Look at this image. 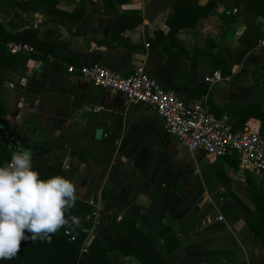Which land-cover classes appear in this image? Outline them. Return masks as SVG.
<instances>
[{"label": "crops", "instance_id": "crops-1", "mask_svg": "<svg viewBox=\"0 0 264 264\" xmlns=\"http://www.w3.org/2000/svg\"><path fill=\"white\" fill-rule=\"evenodd\" d=\"M207 1L199 0L198 4ZM145 3L143 0L124 3L56 0L55 5L48 6L45 0L10 1L7 4L10 15L0 13L5 29L14 32L32 28L39 39L54 42L63 56L61 60L55 59V66L51 63L52 56L19 52L7 65H1L0 74L5 80L0 85L4 116L10 117L16 110L20 112L17 117H21L18 122L31 115L39 127L45 126L46 137L55 143H50L48 152L38 149L35 155L61 162L65 177L74 183L76 197L92 204L97 212L108 214L109 219L120 218L125 212L134 216L139 230L151 237L165 264H264V250L249 231L242 213L231 210L234 200L226 193L224 182L229 178L231 189L249 204L245 197L244 169L257 177L258 188L264 187L261 171L233 156L213 158L185 147L169 146L161 137L167 134L162 120L151 107L129 102L117 91L97 87L89 79L66 71L70 64L100 63L127 75L142 64L150 76L179 97L188 101L205 98L211 111L219 118L226 116L234 130L259 133L257 115L264 111V44L261 43L264 16L246 20V12L236 14V9H232L236 19L224 22V5L217 2L193 28L177 32L182 48L168 47L153 38V32L155 29L167 32L165 18L170 4L165 12L149 21L145 18ZM136 7L142 8V21L120 34L141 44L138 48L125 45L112 48L96 43L112 37L115 12ZM80 13V20L72 22L70 16ZM9 19L16 26L9 27ZM147 38L152 39L151 45ZM214 70L228 80L208 81L207 75ZM85 106H98L99 110L87 111L78 120ZM108 114L120 118L122 132L105 170L71 156L66 146L55 139L68 125H75L79 135L73 140L88 143L93 125L95 129L102 128V135L108 129ZM170 137L172 142L178 141L173 135ZM56 141L63 148L56 146ZM236 159L239 162L235 166ZM164 216L182 223L176 232L179 245L171 254L163 240L169 229L161 222ZM99 220L96 213L93 229L86 236L87 245L95 235L105 240V227ZM114 261L140 264L127 255Z\"/></svg>", "mask_w": 264, "mask_h": 264}, {"label": "trees", "instance_id": "trees-1", "mask_svg": "<svg viewBox=\"0 0 264 264\" xmlns=\"http://www.w3.org/2000/svg\"><path fill=\"white\" fill-rule=\"evenodd\" d=\"M12 0H0V13L10 15L7 4ZM32 1V0H30ZM126 0H119L124 3ZM199 0H168L170 12L165 18V25L168 27L167 32L155 29L153 35L157 41L163 42L168 47L182 46L177 39V32L182 28H193L200 17L209 14L217 2L224 5L223 21H233L236 15L231 14L232 9H236V14L246 12V20H251L258 15L264 16V0H208L205 4H198ZM47 5H55L56 0H45ZM142 8L136 7L122 12H115L112 24V37L96 41L99 45H106L112 48L125 45L130 48H138L141 44L131 42L127 37L120 33L126 28H132L139 24L143 19ZM82 13L76 17H71L72 22L80 20ZM8 26L13 27L12 19L8 20ZM16 41L27 43L32 46L31 56H52L51 63L56 66V58L62 59V52L52 41H44L37 37L36 30L32 28H23L20 31L11 32L5 29L0 22V69L1 65L10 62L18 53H10L5 43ZM108 41H117L109 43ZM146 42L151 45L152 39L147 38ZM7 65V64H6ZM82 65L76 63V67ZM3 78L0 74V85ZM264 85V78L262 79ZM4 106L0 99V118L4 116ZM110 125L104 131L101 138H94L95 125L92 126L90 139L88 143L75 142L78 132L75 125H68L56 136L59 142L64 144L71 156L80 161H88L101 169L105 170L111 163L112 154L116 149V142L119 139L122 129L121 120L114 114H108ZM106 116V117H107ZM260 120L259 133L264 138V111L257 115ZM76 123H79L76 121ZM232 127V126H231ZM233 129V128H232ZM15 134L18 138L27 136L25 146L33 152L38 149H44L46 152L51 149L52 139L46 137V127H39L38 121L34 116L28 115L22 118L17 126ZM16 148L7 146L0 139V164L10 161L12 151ZM33 149V150H32ZM233 156L236 155H224ZM222 158V157H216ZM239 160L236 159L235 166ZM32 167L38 171L42 178L59 174L66 176V171L62 168L61 162L50 161L46 155L32 154ZM264 177V171H261ZM229 178L224 181L226 193L231 194L234 204L231 206L232 211H240L246 221L249 231L256 237L264 250V187L258 188L257 177L249 170L244 169L245 197L250 204H246L230 187ZM100 216L99 223L105 227V240L95 235L85 250L81 249L82 243L88 234V229L93 225L95 214ZM75 215L79 218L78 225H69L61 227L55 233L50 234V240L36 239L35 241L22 240L20 250L16 256L10 260H0V264H118L114 261L113 256L116 251L121 252L122 256H132L140 264H165L164 258L156 248L153 240L148 235L139 230L136 219L130 213L125 212L120 218L108 214L97 212L92 204H89L76 197L75 205L70 208L65 216ZM107 224L105 225V223ZM164 226H168V231L164 234L163 240L166 244L168 253H174L179 245L176 232L182 226L177 220L164 216L161 220ZM75 233L74 240H70L65 230Z\"/></svg>", "mask_w": 264, "mask_h": 264}, {"label": "built area", "instance_id": "built-area-1", "mask_svg": "<svg viewBox=\"0 0 264 264\" xmlns=\"http://www.w3.org/2000/svg\"><path fill=\"white\" fill-rule=\"evenodd\" d=\"M164 3L167 5L169 2L164 0ZM261 43L264 44V41ZM4 45L10 53L33 51L27 43L8 41ZM66 71L89 79L97 87L117 91L129 102L148 105L161 118L164 131L173 135L187 150L199 151L213 158L234 154L241 161L252 164L256 170L264 171V138L260 133L232 129L229 119L226 116L217 117L205 98L188 101L179 97L150 76L142 64L136 65L127 75L100 63L78 67L70 64ZM206 78L210 82L228 80L218 70L212 71ZM84 108L92 113L99 110L98 106ZM217 218L221 219V216ZM87 231L90 235L91 228ZM65 234L70 240L76 237L68 229ZM85 241L86 238L82 250H85Z\"/></svg>", "mask_w": 264, "mask_h": 264}, {"label": "clouds", "instance_id": "clouds-1", "mask_svg": "<svg viewBox=\"0 0 264 264\" xmlns=\"http://www.w3.org/2000/svg\"><path fill=\"white\" fill-rule=\"evenodd\" d=\"M75 201L71 179L42 178L32 167L31 150L17 145L10 161L0 164V260L15 257L22 240H50L61 227L78 225L77 216H65Z\"/></svg>", "mask_w": 264, "mask_h": 264}, {"label": "water", "instance_id": "water-1", "mask_svg": "<svg viewBox=\"0 0 264 264\" xmlns=\"http://www.w3.org/2000/svg\"><path fill=\"white\" fill-rule=\"evenodd\" d=\"M166 7H167L166 3H164L161 0H148L144 6L145 18L149 21H152L160 13L165 12ZM87 113L88 112L86 110H81L77 116L78 120H82L87 115ZM101 136H102V128H96L94 131V137L96 139H99L101 138ZM0 139L7 146H13L16 148V146L20 144L18 136L12 131V129L9 126L4 125L1 121H0Z\"/></svg>", "mask_w": 264, "mask_h": 264}, {"label": "rangeland", "instance_id": "rangeland-1", "mask_svg": "<svg viewBox=\"0 0 264 264\" xmlns=\"http://www.w3.org/2000/svg\"><path fill=\"white\" fill-rule=\"evenodd\" d=\"M143 1H148V0H143ZM3 82H5V80H3L2 81V83ZM18 113H20V112H17L16 110H14L13 112H12V115L10 116V117H5V116H2L1 118H0V120L1 121H3V122H5V124H7V125H9L11 128H12V131L15 133V131H16V126H17V124H18V120L21 118V117H17V115H19ZM25 114V113H24ZM79 131L81 132V129H79ZM159 136V135H158ZM171 135H168V134H162V139H163V141L165 142V143H167L168 142V144H169V146H173V147H176V148H178V149H180V148H184L178 141H173L172 142V137H170ZM26 138H27V136L26 135H24L23 137H20L19 138V143H23V144H25V140H26ZM176 140V139H175ZM177 142H178V144H177ZM53 143H55L54 141H53ZM56 146H58V147H61V148H63V145L61 144V143H59V142H57L56 141ZM65 148V147H64ZM66 149V148H65ZM33 150V149H32ZM182 150V149H181ZM35 153L36 152H34L33 151V153L32 154H34L35 155ZM158 182H161L160 180H158ZM250 204V203H249ZM93 229V226H92V228H91V230ZM92 235V234H91ZM84 246H87V241L85 242V244H84ZM113 258L116 260V261H120L121 260V258H122V254H121V252H119V251H116L115 253H114V256H113Z\"/></svg>", "mask_w": 264, "mask_h": 264}, {"label": "flooded vegetation", "instance_id": "flooded-vegetation-1", "mask_svg": "<svg viewBox=\"0 0 264 264\" xmlns=\"http://www.w3.org/2000/svg\"><path fill=\"white\" fill-rule=\"evenodd\" d=\"M11 128V127H10ZM12 129V128H11ZM22 143V142H21ZM23 144V143H22ZM20 145V144H19ZM24 145V144H23ZM29 148V147H28Z\"/></svg>", "mask_w": 264, "mask_h": 264}]
</instances>
